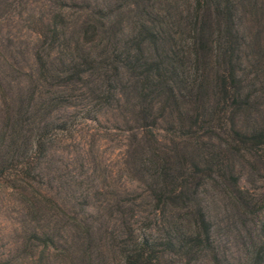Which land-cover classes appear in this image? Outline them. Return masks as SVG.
Here are the masks:
<instances>
[{
	"label": "trees",
	"instance_id": "1",
	"mask_svg": "<svg viewBox=\"0 0 264 264\" xmlns=\"http://www.w3.org/2000/svg\"><path fill=\"white\" fill-rule=\"evenodd\" d=\"M202 260L264 264V0H0V264Z\"/></svg>",
	"mask_w": 264,
	"mask_h": 264
},
{
	"label": "rangeland",
	"instance_id": "2",
	"mask_svg": "<svg viewBox=\"0 0 264 264\" xmlns=\"http://www.w3.org/2000/svg\"><path fill=\"white\" fill-rule=\"evenodd\" d=\"M247 178V175H246ZM211 212H213V216L215 220H217V224L219 222L220 227L224 223L223 216L225 215V212L222 210V201H216L212 202ZM226 230L219 228V234L221 237V241H223L228 246V250L230 252V256L232 261H235L236 258H239L240 256H243L244 246L242 242L246 241V237L243 235L242 231H238L235 227H233L231 230L227 231L225 234L222 235ZM199 264H209L208 261L202 260Z\"/></svg>",
	"mask_w": 264,
	"mask_h": 264
}]
</instances>
